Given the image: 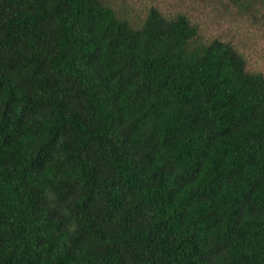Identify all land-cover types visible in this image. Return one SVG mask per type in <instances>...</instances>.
Segmentation results:
<instances>
[{"label":"trees","instance_id":"obj_1","mask_svg":"<svg viewBox=\"0 0 264 264\" xmlns=\"http://www.w3.org/2000/svg\"><path fill=\"white\" fill-rule=\"evenodd\" d=\"M0 264H264V75L182 14L0 0Z\"/></svg>","mask_w":264,"mask_h":264},{"label":"rangeland","instance_id":"obj_2","mask_svg":"<svg viewBox=\"0 0 264 264\" xmlns=\"http://www.w3.org/2000/svg\"><path fill=\"white\" fill-rule=\"evenodd\" d=\"M117 14L138 26L151 8L182 14L199 28L200 40L230 43L250 72L264 75V5L249 0H110Z\"/></svg>","mask_w":264,"mask_h":264}]
</instances>
